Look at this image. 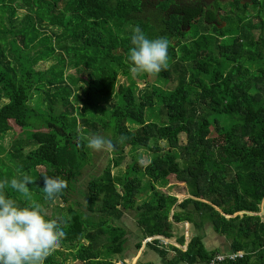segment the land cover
I'll use <instances>...</instances> for the list:
<instances>
[{"label": "trees", "instance_id": "1", "mask_svg": "<svg viewBox=\"0 0 264 264\" xmlns=\"http://www.w3.org/2000/svg\"><path fill=\"white\" fill-rule=\"evenodd\" d=\"M42 2L22 0L27 13L17 19L15 0H0V180H33L28 197L9 189L6 194L42 209L44 176L63 180L65 189L56 196L65 202L61 211L42 212L64 230L59 245L72 246L80 264H125L127 230L115 221L127 211L134 212L140 232L135 250L146 238H172L175 223L196 229L208 224L231 252H242L219 264L262 263L264 0L218 2L214 10L223 27L201 19L183 23L188 32L194 28L192 35L180 28L178 16L151 13L139 0ZM42 22L59 32L45 34ZM135 26L150 39L169 41L167 69L142 72L141 88L129 73ZM50 59L48 68H36ZM119 73L127 84L117 83ZM34 93L42 96L43 109L30 104ZM110 98L114 103L103 106ZM219 118L227 124L219 125ZM14 126L20 132L5 148L1 139ZM92 135L110 139L113 147L81 190L78 181L95 163L87 147ZM139 148L150 152L147 163ZM170 175L186 187L188 197L180 202L156 186ZM78 192L83 205L72 199ZM99 234L104 240L96 245ZM177 242L183 245L184 236ZM158 243L153 238L147 246L161 264H206L217 254L205 249L201 233L191 235L185 250L169 245L172 255ZM45 264L61 262L50 255Z\"/></svg>", "mask_w": 264, "mask_h": 264}, {"label": "clouds", "instance_id": "2", "mask_svg": "<svg viewBox=\"0 0 264 264\" xmlns=\"http://www.w3.org/2000/svg\"><path fill=\"white\" fill-rule=\"evenodd\" d=\"M130 42L128 60L133 74H158L167 69L169 41L166 38L150 39L139 26H135ZM87 147L93 151H105L113 145L102 135H92ZM32 182L28 175L0 180V264H45L65 236L56 220L45 218L39 204L20 203L5 192L9 189L28 197V185ZM64 189L65 183L60 178L44 176L42 192L45 200L53 201Z\"/></svg>", "mask_w": 264, "mask_h": 264}, {"label": "rangeland", "instance_id": "3", "mask_svg": "<svg viewBox=\"0 0 264 264\" xmlns=\"http://www.w3.org/2000/svg\"><path fill=\"white\" fill-rule=\"evenodd\" d=\"M30 3H33V0H29ZM45 0H43V2L41 4L46 5V3H44ZM16 8H15V18L17 19H21L24 17V15L27 13V11L25 9H20L23 7L22 5V0H15ZM14 4H12V6H14ZM33 5V4H32ZM63 4L60 3L59 7L62 6ZM221 6V5H220ZM223 6V5H222ZM214 8H220L218 4L214 5ZM220 13H222L221 10H219ZM7 14H8V10L5 11V17H4V24L7 26ZM4 12L3 10L0 11V18H3ZM6 18V19H5ZM41 28H42V32H44L47 35H53L59 32L57 27H54L52 25H49L47 22H42L41 23ZM194 31L191 29L190 32L187 31L188 35H192ZM54 61L52 59H50L49 61L46 62H40L36 65V68H41V69H45L48 68L51 64H53ZM70 72L73 73L74 69H70ZM131 75V79L135 80L136 85L138 86V88H141L144 86L145 82L142 78V72L138 74V76L136 74H133L131 71L129 72ZM128 79L126 76H124L123 74H118L117 76V83H123V84H127L128 83ZM157 85L161 86L162 88H165V84H160L157 81ZM79 94L82 93V89L78 92ZM33 98H31L30 100V104L39 108V109H43V105H42V99H41V95L39 93H34ZM5 102V101H2ZM114 103V99L110 98L107 101H103L102 105L103 106H111ZM146 119L147 121L150 120L149 117V113H146ZM214 119V118H213ZM215 121H217L219 123V125L221 126H225L227 123H225L226 121H224L222 118L219 119H215ZM216 124V122H215ZM18 132H20V130L17 127H13L11 131H9L8 133H6L3 138L1 139V144L2 146H4L5 148H7L10 144V141L12 139H14L15 137L18 136ZM185 143V135L182 134L180 135V144H184ZM164 144V143H161ZM175 151H178V149H176ZM95 154V163L92 167H89L83 175V179H80L77 183V188H82L81 190L84 189V182L86 179H88V176L90 174H92L93 172H95V169L97 168H101V166H104L105 164V156L107 154L106 150L105 151H94ZM138 152L141 154V161L143 163H147L148 160L151 157V154L148 150L143 149V148H139ZM123 167L122 168H118L115 169L114 172L115 173H120L123 171ZM39 171H43V168H38ZM143 183L146 182L145 179L142 180ZM158 187L159 192L162 193H167L170 195H174L175 197H177L178 202H180L181 200L185 199L188 197L187 191H186V187L183 183L179 182L174 175H170L164 183L160 184L157 183L156 185ZM82 194L78 193H73L72 194V199H74V201H76L77 203H79V205H83L84 204V198ZM65 202L57 197L55 200H53L52 202H45L44 205L42 206V210L43 212L47 215H58L60 208L62 206H64ZM88 213V212H87ZM134 212L131 211H127L123 216L122 219H119L117 221H115L117 224L123 226L126 230H127V242H126V260L124 261L125 264H134V255L136 254V250L134 248V243L136 242V240H138V238L140 237V232L139 229L136 225L135 219H134ZM97 231L94 230V233ZM173 234L174 237L176 239L180 238L181 236H185L186 232H188V239L191 237V235L194 234H198V233H204L205 236H212L213 233V229L210 225L206 224L203 228L201 229H196L194 228L191 224H189L188 226H186V223H178L177 225L174 224L173 225ZM95 240H96V245H100L103 240H104V234H99L98 237L96 238V235L94 236ZM168 241V240H166ZM82 243L85 245L88 243L87 240H83ZM157 254V253H156ZM156 259H154L155 264H161L159 257L156 255ZM171 254V253H170ZM51 256L60 261L61 264H80V262L76 259L75 256V251L73 249L72 246L70 245H63V246H58L52 253ZM118 257H113V260L118 261ZM151 263V262H150ZM118 264H120V262L118 261Z\"/></svg>", "mask_w": 264, "mask_h": 264}, {"label": "flooded vegetation", "instance_id": "4", "mask_svg": "<svg viewBox=\"0 0 264 264\" xmlns=\"http://www.w3.org/2000/svg\"><path fill=\"white\" fill-rule=\"evenodd\" d=\"M220 1L215 0L211 4H205L202 0H139L141 6L151 11V13H161L166 16L176 15L180 19L181 29L189 31L188 24L183 26V23H189L201 19L204 23H209L216 28H221L224 22L221 20L218 11L214 10V5ZM221 3V2H220ZM194 12L196 15H190ZM183 40L182 38H180Z\"/></svg>", "mask_w": 264, "mask_h": 264}, {"label": "crops", "instance_id": "5", "mask_svg": "<svg viewBox=\"0 0 264 264\" xmlns=\"http://www.w3.org/2000/svg\"><path fill=\"white\" fill-rule=\"evenodd\" d=\"M258 213L263 215L264 212H263L262 206H261V210ZM250 214H252V213H250ZM181 223H183V222H181ZM184 223H186V226L189 225V223H187V222H184ZM175 224L177 225L178 223H175ZM213 233L214 234L212 236H210V237L209 236H205L204 233H201L205 249H207L208 251L209 250H216L217 254H229V253H232L231 249H230V246H229L228 240H226V238H224V236H221V235L217 234L214 230H213ZM153 238H156V239L159 238L160 239V238H164V237L155 236ZM165 239L168 240L166 245L161 244L160 240L157 239L158 242H159L158 245L165 247L167 250H169V253H171V255H172L174 253L170 250L169 245H172V246H175V247L180 248L182 250H185L186 243L188 241V232H186V234L184 236L185 242H184L183 245H180L177 242V239L174 237V235H173L172 238H165ZM138 241H139V238L134 243V248H135V244ZM148 243H149L148 241H146V242H145V240L142 241L139 249L136 250V254L134 255V264L136 262L147 263V264H155V262H152V261H154V259H156L155 255H154V254H156V252L152 248L147 246ZM125 260L126 259H124V261Z\"/></svg>", "mask_w": 264, "mask_h": 264}, {"label": "built area", "instance_id": "6", "mask_svg": "<svg viewBox=\"0 0 264 264\" xmlns=\"http://www.w3.org/2000/svg\"><path fill=\"white\" fill-rule=\"evenodd\" d=\"M153 238H146V241H151ZM158 240H160V243L163 245L167 244V241L165 238H157ZM242 256V252H235V253H229V254H215L206 264H219L225 260H233L237 257H241Z\"/></svg>", "mask_w": 264, "mask_h": 264}, {"label": "water", "instance_id": "7", "mask_svg": "<svg viewBox=\"0 0 264 264\" xmlns=\"http://www.w3.org/2000/svg\"><path fill=\"white\" fill-rule=\"evenodd\" d=\"M205 4H211L213 1H215V0H202ZM218 1H220V2H224L225 0H218ZM250 2V0H241V3L243 4V3H249ZM260 264H264V261L262 262V263H260Z\"/></svg>", "mask_w": 264, "mask_h": 264}]
</instances>
